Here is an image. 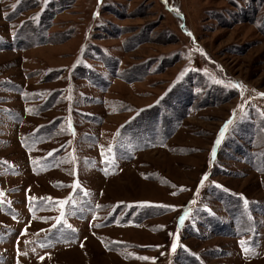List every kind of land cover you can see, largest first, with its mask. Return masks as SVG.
<instances>
[{
  "label": "rangeland",
  "instance_id": "rangeland-1",
  "mask_svg": "<svg viewBox=\"0 0 264 264\" xmlns=\"http://www.w3.org/2000/svg\"><path fill=\"white\" fill-rule=\"evenodd\" d=\"M262 94L264 0H0V264H264Z\"/></svg>",
  "mask_w": 264,
  "mask_h": 264
},
{
  "label": "snow or ice",
  "instance_id": "snow-or-ice-1",
  "mask_svg": "<svg viewBox=\"0 0 264 264\" xmlns=\"http://www.w3.org/2000/svg\"><path fill=\"white\" fill-rule=\"evenodd\" d=\"M165 2H167V0H165ZM233 87H242V86H241V85L234 84ZM262 95H264V94H262ZM231 123H232V121L229 120V121L225 124L224 129L221 131V133L219 134V137H218V139H217V141H216V145H217V146H218L219 143H220V139L223 138V136H224V131L227 130L228 125L231 124ZM109 151H110V150H109ZM49 155H51V153H50ZM212 156H213V159H214V158H215V147L213 148ZM105 163H108V162L106 161ZM207 179H208V177H207V175H205V176L202 178L201 183H203V181H204V180H207ZM77 186H78V185H77ZM0 195H2V193H0ZM31 199H34V198H31ZM31 199H30V203H31ZM41 199H43V198H41ZM48 200H49V202H51V198H48ZM54 203H56L58 206H60V207L62 208L63 205L69 203V201H59V202H54ZM245 203H247V202L245 201ZM162 207H163V206H162ZM187 215H188V213L186 212V213L184 214V216H182V217L180 218L179 223H180L181 225H183L184 220H185V218L187 217ZM64 216H65L64 212L61 211V215H60L59 218H57V221H56V222H57L58 224L61 223V221L64 219ZM26 231H27V230L25 229V233H26ZM170 235H171V234H170ZM178 239H179V238L177 237V240H178ZM82 246H83V245H82ZM176 248H177V244L174 242V243L172 244V251L175 252V251H176ZM140 259H144V260H146V259H148V258H147V257H140Z\"/></svg>",
  "mask_w": 264,
  "mask_h": 264
}]
</instances>
